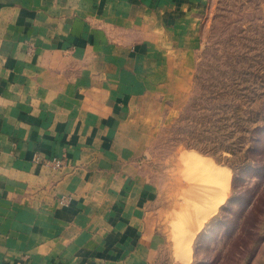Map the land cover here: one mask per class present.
I'll use <instances>...</instances> for the list:
<instances>
[{
	"label": "crops",
	"instance_id": "obj_1",
	"mask_svg": "<svg viewBox=\"0 0 264 264\" xmlns=\"http://www.w3.org/2000/svg\"><path fill=\"white\" fill-rule=\"evenodd\" d=\"M208 1L0 0V264H182L137 161Z\"/></svg>",
	"mask_w": 264,
	"mask_h": 264
},
{
	"label": "rangeland",
	"instance_id": "obj_2",
	"mask_svg": "<svg viewBox=\"0 0 264 264\" xmlns=\"http://www.w3.org/2000/svg\"><path fill=\"white\" fill-rule=\"evenodd\" d=\"M183 69L186 90L151 99L137 161L171 211L168 253L264 264V0H209Z\"/></svg>",
	"mask_w": 264,
	"mask_h": 264
},
{
	"label": "built area",
	"instance_id": "obj_3",
	"mask_svg": "<svg viewBox=\"0 0 264 264\" xmlns=\"http://www.w3.org/2000/svg\"><path fill=\"white\" fill-rule=\"evenodd\" d=\"M48 163H50L53 167H59L62 165V161L59 159H52ZM67 199H61V202H66Z\"/></svg>",
	"mask_w": 264,
	"mask_h": 264
}]
</instances>
